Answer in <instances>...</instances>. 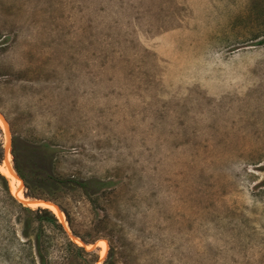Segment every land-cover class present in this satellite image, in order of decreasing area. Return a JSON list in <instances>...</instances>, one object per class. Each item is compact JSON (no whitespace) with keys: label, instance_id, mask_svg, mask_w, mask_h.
Instances as JSON below:
<instances>
[{"label":"rangeland","instance_id":"374dc122","mask_svg":"<svg viewBox=\"0 0 264 264\" xmlns=\"http://www.w3.org/2000/svg\"><path fill=\"white\" fill-rule=\"evenodd\" d=\"M0 116L16 175L13 138L110 183L46 201L11 176L20 203L3 175L76 244L66 214L118 264H264V0H0ZM15 202L0 179V264H30Z\"/></svg>","mask_w":264,"mask_h":264},{"label":"trees","instance_id":"16d2710c","mask_svg":"<svg viewBox=\"0 0 264 264\" xmlns=\"http://www.w3.org/2000/svg\"><path fill=\"white\" fill-rule=\"evenodd\" d=\"M21 152H25V154L23 155ZM2 154L3 148L0 140V172L2 173L0 179L4 182L6 194L15 202L8 192L7 180L4 176L10 180L11 193L21 203L17 196L16 182L5 170ZM12 156L14 169L27 188H38L44 191L37 195H31V198L50 201L51 199L47 195H51L54 191L77 186L93 202L94 199L91 196L103 191L110 184L100 180L76 181L59 178L51 170L53 154H47L46 150L39 146L25 145L18 138L12 139ZM2 162L3 165H1ZM20 203L15 202L19 214L23 218L21 235L25 242L21 247L30 264H52L50 253L53 248L56 249V264H97L99 262V256L94 250H86L84 246L73 242L62 223L50 210L41 207L32 209L33 207H24L25 204ZM66 218L71 234L79 238L84 245L94 244L98 239L105 238L108 242V251L102 264H118L120 247L115 246L99 231L89 238L78 235L73 230L68 214H66Z\"/></svg>","mask_w":264,"mask_h":264},{"label":"bare ground","instance_id":"6f19581e","mask_svg":"<svg viewBox=\"0 0 264 264\" xmlns=\"http://www.w3.org/2000/svg\"><path fill=\"white\" fill-rule=\"evenodd\" d=\"M0 120H1V122L3 124L4 132H5V137H6L7 144H8V148H9L8 127H7L4 119L1 116H0ZM8 148H7V152H6L7 159H5V161H4L5 168H6L7 172H8V174L10 176H12L13 178H15V180L17 182H19L20 189H22L21 181H19V178L17 177V175L15 174V172L13 171V169L11 168V165H10V157L8 155ZM19 196H20V193H19ZM24 204L25 205L32 206V207H42V208L52 209V210L55 211V213L57 214V216L60 219V221L64 223L62 215L53 207V204H51V203H48V202H45V201H38V202H36V201H33V200H29L28 199V200H25L24 201ZM75 242L78 243V244H81V242L78 241V240H75ZM102 247H103L102 255H104L105 254V245L102 244Z\"/></svg>","mask_w":264,"mask_h":264},{"label":"water","instance_id":"95a60500","mask_svg":"<svg viewBox=\"0 0 264 264\" xmlns=\"http://www.w3.org/2000/svg\"><path fill=\"white\" fill-rule=\"evenodd\" d=\"M2 118H3V117H2ZM3 119H4V118H3ZM4 161H5V159H4ZM4 161H3V162H4ZM26 198H27V197H26ZM81 246H87V245H83V244H82Z\"/></svg>","mask_w":264,"mask_h":264}]
</instances>
